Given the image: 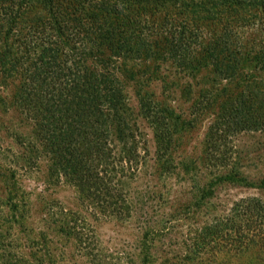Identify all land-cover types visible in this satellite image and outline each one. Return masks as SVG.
Instances as JSON below:
<instances>
[{"label": "rangeland", "instance_id": "obj_1", "mask_svg": "<svg viewBox=\"0 0 264 264\" xmlns=\"http://www.w3.org/2000/svg\"><path fill=\"white\" fill-rule=\"evenodd\" d=\"M16 30L12 38H19ZM258 37L249 31L246 45ZM163 57L126 59L122 68L128 69L116 72L125 86L124 107L117 124L103 121L114 165L107 178L123 202L114 211L80 198L63 172L51 168V156L35 138L38 108L29 118L14 101L23 69L10 77L0 73V264L244 262L234 231L258 233L264 222L251 212L246 226L242 211L253 199L264 204V186H245L264 178V131L216 130L222 93L232 98L234 88L211 66L189 74L177 58ZM234 108L222 122L241 118Z\"/></svg>", "mask_w": 264, "mask_h": 264}, {"label": "trees", "instance_id": "obj_2", "mask_svg": "<svg viewBox=\"0 0 264 264\" xmlns=\"http://www.w3.org/2000/svg\"><path fill=\"white\" fill-rule=\"evenodd\" d=\"M17 28L20 36L12 38ZM251 30L259 37L250 38L249 47L244 36ZM164 55L189 74L211 66L234 88L232 98L222 93L218 115L223 120L235 107L232 113L241 118L220 120L216 130L264 131V0H0V73L10 77L23 69L15 103L29 118L38 108L35 138L51 156V168L100 211L123 203L109 186L106 172L114 165L103 124L106 117L117 124L124 107L125 86L116 72L126 59L155 62ZM143 104L149 111V102ZM245 186H264V178ZM253 203L242 207L246 226L251 212L264 220V204ZM250 228L234 231L237 252L246 253L240 264H264V222L258 233L248 234Z\"/></svg>", "mask_w": 264, "mask_h": 264}]
</instances>
